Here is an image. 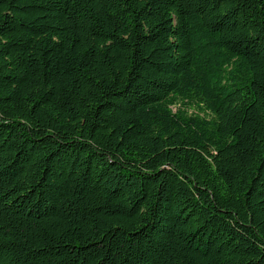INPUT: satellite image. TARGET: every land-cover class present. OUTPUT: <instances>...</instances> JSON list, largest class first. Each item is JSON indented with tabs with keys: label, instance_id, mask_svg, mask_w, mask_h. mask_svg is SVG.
I'll return each mask as SVG.
<instances>
[{
	"label": "trees",
	"instance_id": "1",
	"mask_svg": "<svg viewBox=\"0 0 264 264\" xmlns=\"http://www.w3.org/2000/svg\"><path fill=\"white\" fill-rule=\"evenodd\" d=\"M0 264H264V0H0Z\"/></svg>",
	"mask_w": 264,
	"mask_h": 264
},
{
	"label": "rangeland",
	"instance_id": "2",
	"mask_svg": "<svg viewBox=\"0 0 264 264\" xmlns=\"http://www.w3.org/2000/svg\"><path fill=\"white\" fill-rule=\"evenodd\" d=\"M195 110H196V109L191 108V109H189V113H191V112H195Z\"/></svg>",
	"mask_w": 264,
	"mask_h": 264
}]
</instances>
